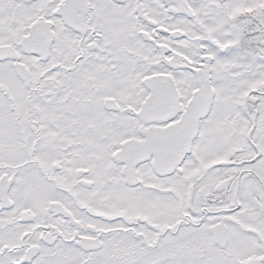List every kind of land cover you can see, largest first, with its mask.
Listing matches in <instances>:
<instances>
[{"label":"snow or ice","instance_id":"obj_1","mask_svg":"<svg viewBox=\"0 0 264 264\" xmlns=\"http://www.w3.org/2000/svg\"><path fill=\"white\" fill-rule=\"evenodd\" d=\"M0 264H264V0H0Z\"/></svg>","mask_w":264,"mask_h":264}]
</instances>
